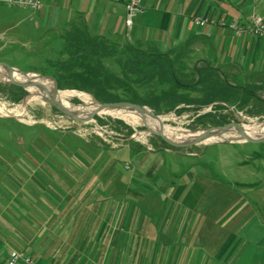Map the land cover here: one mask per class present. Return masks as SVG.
I'll use <instances>...</instances> for the list:
<instances>
[{
	"label": "crops",
	"instance_id": "1",
	"mask_svg": "<svg viewBox=\"0 0 264 264\" xmlns=\"http://www.w3.org/2000/svg\"><path fill=\"white\" fill-rule=\"evenodd\" d=\"M41 1L33 10L0 0V48L47 36L69 56L68 39L80 34L169 56L176 44L196 46L246 105L264 107V38L216 25L264 19V0H141L130 30L126 0ZM194 15L215 22L199 27ZM50 149L54 160L0 144L1 255L17 249L39 264H264V175L241 180L229 167L228 179L208 150L125 142L95 160Z\"/></svg>",
	"mask_w": 264,
	"mask_h": 264
},
{
	"label": "rangeland",
	"instance_id": "2",
	"mask_svg": "<svg viewBox=\"0 0 264 264\" xmlns=\"http://www.w3.org/2000/svg\"><path fill=\"white\" fill-rule=\"evenodd\" d=\"M220 21H217L216 25L221 26L219 24ZM60 45H63V47ZM64 45L58 39L49 40L47 36L34 37L31 40H6L0 48V61L20 70L32 80L37 75L47 77L52 83L55 80L56 84L57 80H60L64 88H58L57 84V89L69 91L65 98L72 104H83L82 100L74 94L76 91L88 94L87 97L90 101L92 100L91 102L100 104L101 102L95 100L92 94L66 87L67 81L64 80V77L67 71L63 63L68 55L62 54L67 50H65ZM175 46L170 54L173 58L174 68L180 74L182 81L196 86L198 75L195 69L203 66V62L206 59L201 58L195 49L196 46L190 45L188 46L190 48L185 49L179 44ZM116 51L117 55L121 56V46L116 47ZM103 63L113 73L121 75L120 68L113 57L105 58ZM76 70L80 71L81 69L76 68ZM41 83L47 88H51L46 82L42 81ZM13 85L8 80L0 77V116L4 118H0V144L3 142V144H13L19 147L22 144L29 146L31 148V157L33 155L37 157L38 155L37 152L32 151L42 150L45 152L39 153V155L44 156L47 160H54L53 156L55 154L51 152L50 148L56 145L72 147L82 153L85 150L88 151V155L92 156L93 159L101 160L107 152L116 149L119 144L129 142L143 146L149 152L161 148L173 149L176 152H187L189 150L195 153L208 150L204 155L216 158L221 157L222 168L225 170V177L228 179L233 177L227 169L229 167L237 168L236 177L241 180L257 182L258 178L264 175V141L253 143L230 139L219 142L202 141L191 146L174 147L167 143V145L164 144L163 140L153 133L159 132L154 125L144 122H140L137 125H129L122 119L101 112H98L93 119L87 122L75 120L62 114L46 99L27 94V91L22 87L26 91V95L18 101H13L11 98L16 90ZM197 87L200 88V85H197ZM172 89L169 84L160 83L157 80H152L146 84H133V90L142 100H155L163 92H171ZM113 92L120 97V101L130 102L128 100L130 92L126 89H116ZM176 93L188 99L201 96L200 90L178 89ZM259 95L264 97L262 92H259ZM167 103L166 101L161 102L158 111L141 104V102L136 104L145 107L144 111H147L145 114L151 113L155 116H163L165 120L162 124L168 127L167 131L171 134L164 135L169 137L182 138L174 135L188 136L204 128L213 127L208 120L198 119L199 116L206 113H231V116H229L230 120L227 123L235 122L241 125L246 123L253 127L264 126L263 106L250 108L245 103H242L243 105L241 106L239 103H232L230 106H224L218 111L212 104L196 109L193 104L179 103L171 109ZM66 109L70 110L69 108ZM80 112L74 113L82 118L89 115L86 113L87 111ZM129 113L144 115L134 111ZM12 114L18 117L11 116ZM236 118L237 120H235ZM175 130H180V132H174ZM30 159L33 160L34 158ZM37 159L35 158V160Z\"/></svg>",
	"mask_w": 264,
	"mask_h": 264
},
{
	"label": "trees",
	"instance_id": "3",
	"mask_svg": "<svg viewBox=\"0 0 264 264\" xmlns=\"http://www.w3.org/2000/svg\"><path fill=\"white\" fill-rule=\"evenodd\" d=\"M67 43L69 56L63 63L67 71L64 77V80L67 81L66 87L86 91L92 94L94 99L99 102L120 101V97L113 90H121V88L130 92L128 100L131 103L141 102V104L157 111L159 110V104L163 101L168 102L167 104L171 109L179 103L193 104L196 109L212 104L218 111L224 106H230L237 101L240 106L246 102L242 98L243 92L221 80L215 70L209 66L195 69L198 75L196 84L200 85V88H198L197 85L195 86L181 80L180 74L174 68L173 59L169 54L147 52L131 44H125L121 48V56H118L116 46L113 43L103 38L91 37L86 34L71 37ZM108 57L115 59L120 68V76L104 65L103 60ZM76 68L81 70H76ZM152 80L169 84L173 89L171 92H163L155 100L140 99L133 90V84H146ZM44 82L51 87L48 81ZM57 84L58 88H64L60 80H57ZM13 88L16 89L11 98L13 101H18L26 95V91L21 87L13 85ZM178 89L200 90L201 96L188 99L181 96V94H177L176 91ZM132 111L130 109L127 110V112ZM145 113H147L146 110L143 114ZM229 116H231V113H206L199 116L198 119L208 120L211 125L218 126L227 123L230 120ZM162 142L166 144L164 141Z\"/></svg>",
	"mask_w": 264,
	"mask_h": 264
},
{
	"label": "bare ground",
	"instance_id": "4",
	"mask_svg": "<svg viewBox=\"0 0 264 264\" xmlns=\"http://www.w3.org/2000/svg\"><path fill=\"white\" fill-rule=\"evenodd\" d=\"M12 77L15 81L25 83V84H30L26 86V90L29 92V95L40 97L43 99L47 100V95L48 94H54L55 98L66 108H69L73 112H80V111H87L86 113L90 114L94 110L97 109L98 103L94 104L89 100L86 94L80 91H76L74 94L77 95L83 102L82 105H75L69 102L65 98L67 94H69V91L67 90H54V84L50 81V79H47V77L42 76V75H37L35 79L29 78L26 74L21 72L20 70L13 68L12 72ZM0 77L2 79L8 80V73L7 70L3 67H0ZM49 81L51 84V88H47L42 81ZM130 110H133L132 108H129ZM128 109L124 108H104L99 110L98 112L109 114L111 116L117 117L119 119H122L126 121L129 125H137L140 122H144L147 124L154 125L157 127L156 129L159 131L158 133H163L166 135H171L168 133L167 126H164L162 123L164 122L165 118L163 116H154L151 113L144 114V115H136L133 113L127 112ZM135 113H140L135 110H133ZM81 113V112H80ZM11 116L18 117L14 114ZM176 117V116H174ZM168 119V118H167ZM242 131H238L235 127L230 128L228 131L224 133H220L219 131H215L216 133L211 136L203 139L202 141L205 142H212V141H223V140H230V139H236L239 138L241 134H244L247 137L255 138L259 137L264 134V126H249L246 123H243L241 125ZM174 132L179 133L180 130H175ZM198 132L192 133V134H197ZM191 135V134H189ZM188 135V136H189ZM235 135V136H234ZM176 137H185V136H179V135H174ZM201 141V142H202Z\"/></svg>",
	"mask_w": 264,
	"mask_h": 264
},
{
	"label": "water",
	"instance_id": "5",
	"mask_svg": "<svg viewBox=\"0 0 264 264\" xmlns=\"http://www.w3.org/2000/svg\"><path fill=\"white\" fill-rule=\"evenodd\" d=\"M0 67H3L7 70L8 73V81L11 84L20 86L22 88H24L26 90V86L30 85V84H25V83H21L18 81H15L12 77V70L13 67L4 63V62H0ZM53 80V79H52ZM54 83V90H58L57 89V84L56 81L53 80ZM27 91V90H26ZM29 92L27 91V94ZM47 101L49 103L52 104V106L54 108H56L58 111H60L62 114H65L75 120H79V121H84L87 122L91 119H93V117L95 115L98 114V111L104 108H124V109H129L132 108L133 110L143 113L145 107L140 105V104H136V103H131V102H127V101H112V102H101L100 104H98V107L96 110H94L92 113H90L88 116H86L85 118L79 117L77 116L74 112L66 109L54 96V94L47 95ZM153 115V114H152ZM155 116V115H154ZM235 127L238 131H242V127L241 124L239 123H235V122H231V123H227V124H223V125H218V126H213V127H207L202 129L201 131H199L197 134H191L189 136H185L182 138H174V137H169V136H165L162 133H158V132H153L154 134L158 135L165 143L174 146V147H183V146H191V145H195L200 143L203 139L207 138V137H211L213 136L216 132L215 131H219L220 133H224L226 131H228L230 128ZM239 140H243V141H247V142H253V143H258V142H263L264 141V134L259 136V137H255V138H251V137H247L244 134H241L239 138H236Z\"/></svg>",
	"mask_w": 264,
	"mask_h": 264
},
{
	"label": "built area",
	"instance_id": "6",
	"mask_svg": "<svg viewBox=\"0 0 264 264\" xmlns=\"http://www.w3.org/2000/svg\"><path fill=\"white\" fill-rule=\"evenodd\" d=\"M255 1V0H252ZM9 5L28 7L38 10L42 7L41 0H6ZM142 9L141 0H126L125 2V25L130 30L133 17ZM196 26L203 27L215 21L208 15H194L192 18ZM221 26H227L235 30L237 35H253L264 38V19L259 15H252L247 25H239L233 22L220 21ZM0 264H39L30 256L17 249L9 250L6 256L0 253Z\"/></svg>",
	"mask_w": 264,
	"mask_h": 264
}]
</instances>
